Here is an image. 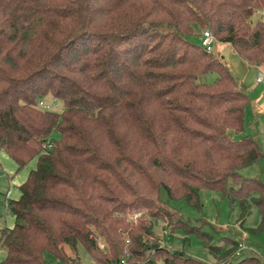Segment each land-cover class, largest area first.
<instances>
[{
    "label": "trees",
    "instance_id": "16d2710c",
    "mask_svg": "<svg viewBox=\"0 0 264 264\" xmlns=\"http://www.w3.org/2000/svg\"><path fill=\"white\" fill-rule=\"evenodd\" d=\"M263 15L264 0H0V149L17 169L34 159L18 196L4 193L13 220L0 225V264H48L44 252L82 264L79 244L89 264H202L125 217L153 199L198 206L199 187L237 203L241 220L250 205L263 219L264 181L237 171L262 152L228 134L247 95L191 39L207 28L262 64ZM47 95L60 110L38 105Z\"/></svg>",
    "mask_w": 264,
    "mask_h": 264
},
{
    "label": "rangeland",
    "instance_id": "374dc122",
    "mask_svg": "<svg viewBox=\"0 0 264 264\" xmlns=\"http://www.w3.org/2000/svg\"><path fill=\"white\" fill-rule=\"evenodd\" d=\"M256 16L258 15L254 12L251 18L254 19ZM203 29L204 27L201 28ZM191 39L199 44L198 36ZM214 44L213 55L222 61L231 73L236 86L247 95V103L242 110V128L239 131L228 130V134L232 138L241 135L253 137L262 152V156L239 167L237 171L242 176L264 181V95H262L264 76L260 83L254 84L257 72L261 70L264 74V63L259 66L248 64L231 51L229 44H224L225 46L219 50L214 49ZM199 76L201 80L210 82L215 77V72L209 70ZM43 101L49 105V109L60 110L59 100L47 95ZM51 134L56 136L58 132L53 130ZM33 161V158L29 159L19 170L9 155L0 149V222L7 215L6 226L11 222V215L5 209L4 193L8 187L12 188L11 191L17 188L16 181L13 183L8 181L6 176L8 167L15 165L12 177L16 179L25 168L33 164ZM225 185H235V183L227 178ZM7 196L10 197L11 194ZM161 196L166 197L163 191ZM166 201L167 205L153 199L150 207L139 205L128 211L125 217L132 227L149 225L151 235L154 234L161 244L170 249L181 250L185 255L197 259L202 264H246L244 261L240 262V259L247 255L256 256L259 264H264V217L261 218L260 212L254 205H250L249 212L241 220L237 203L229 204L219 191L204 187H199L197 190L198 206L187 203L182 197L167 198ZM152 214L155 216L153 217ZM178 216L185 224L170 226L166 222V220L174 221ZM4 224L2 222L1 226ZM126 238L125 236V244L128 243ZM227 238L240 242L241 246L235 247L231 252L226 251L225 249L230 245ZM76 253L82 264L90 263L91 260L81 244L77 246ZM3 257L4 248L0 245V260ZM43 257L48 264H62L48 252H44ZM157 264H161V261L157 260Z\"/></svg>",
    "mask_w": 264,
    "mask_h": 264
},
{
    "label": "crops",
    "instance_id": "0c3cea01",
    "mask_svg": "<svg viewBox=\"0 0 264 264\" xmlns=\"http://www.w3.org/2000/svg\"><path fill=\"white\" fill-rule=\"evenodd\" d=\"M215 44H214V49H222L225 45L224 44H229V43H227V42H223V41H218V40H216L215 42H214ZM230 45V44H229ZM230 49H231V51L234 53V54H236L234 51H233V49H232V47H231V45H230ZM212 52V51H211ZM213 54L215 53V52H212ZM236 55H238V54H236ZM239 56V55H238ZM241 58V57H240ZM242 59V58H241ZM243 60V62H246L244 59H242ZM247 63V62H246ZM248 64H252V63H248ZM254 65H256V64H254ZM259 65H262V64H258V65H256V66H259ZM262 81V80H261ZM261 81H259V82H255L254 81V84H258V83H260ZM34 165V162H33V164H31V165H29L27 168H25L23 171H22V173L19 175V176H17L16 177V179H14V177H12V175L14 176V172H13V168H14V166L12 165V166H9L8 167V169H9V171L8 172H6V176L8 177V181H11L12 183H13V181H16V183H17V185L24 179V177H25V175H26V172H27V170H28V168L29 167H32ZM20 170V169H19ZM9 186V185H8ZM12 190V188L10 189L9 187L7 188V190L5 191V193H6V196L9 194V196H10V194H11V196L10 197H12V198H16L17 196H18V194H19V191H18V189L16 188V189H13V191H11ZM10 218H11V222L10 223H8V225H11L12 224V220H13V218H12V216H10ZM7 215H5L4 217H3V219H2V222H4L5 224L7 223ZM2 222H0V225H1V223Z\"/></svg>",
    "mask_w": 264,
    "mask_h": 264
},
{
    "label": "built area",
    "instance_id": "2783aa9c",
    "mask_svg": "<svg viewBox=\"0 0 264 264\" xmlns=\"http://www.w3.org/2000/svg\"><path fill=\"white\" fill-rule=\"evenodd\" d=\"M214 36L211 34V32L209 31V29L207 28H204L202 31H201V36H200V45L201 47L206 50V51H212V45L214 43ZM263 72L261 70H259L254 78V81L255 82H259L263 79ZM38 105H40L42 108H46V109H49V105L47 103H45L43 100H38ZM49 145V144H48ZM89 236L93 237L92 234H89ZM95 239V242L98 246H101L102 243L101 241L96 238V237H93ZM241 246V243L240 242H237V247Z\"/></svg>",
    "mask_w": 264,
    "mask_h": 264
},
{
    "label": "water",
    "instance_id": "95a60500",
    "mask_svg": "<svg viewBox=\"0 0 264 264\" xmlns=\"http://www.w3.org/2000/svg\"><path fill=\"white\" fill-rule=\"evenodd\" d=\"M262 95H264V91L262 92ZM263 96L259 98V102L262 100Z\"/></svg>",
    "mask_w": 264,
    "mask_h": 264
}]
</instances>
